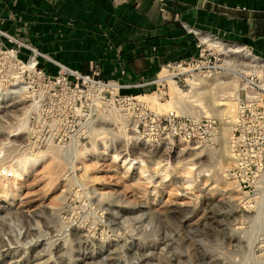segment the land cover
<instances>
[{
	"label": "rangeland",
	"instance_id": "rangeland-1",
	"mask_svg": "<svg viewBox=\"0 0 264 264\" xmlns=\"http://www.w3.org/2000/svg\"><path fill=\"white\" fill-rule=\"evenodd\" d=\"M7 39L0 32V264H264V202L240 205L228 172L231 112L261 65L254 52L207 40L227 69L172 61L133 93L160 112L216 117L214 143L146 140L135 130L136 103L133 115L98 103L80 138L40 142L54 118L71 122L85 100L41 79L28 68L33 52L15 57Z\"/></svg>",
	"mask_w": 264,
	"mask_h": 264
},
{
	"label": "crops",
	"instance_id": "crops-1",
	"mask_svg": "<svg viewBox=\"0 0 264 264\" xmlns=\"http://www.w3.org/2000/svg\"><path fill=\"white\" fill-rule=\"evenodd\" d=\"M164 2L0 0V30L47 54L48 72L59 60L131 84L123 93L149 87L168 62L194 55L199 39H220L213 35L264 57V0Z\"/></svg>",
	"mask_w": 264,
	"mask_h": 264
},
{
	"label": "built area",
	"instance_id": "built-area-1",
	"mask_svg": "<svg viewBox=\"0 0 264 264\" xmlns=\"http://www.w3.org/2000/svg\"><path fill=\"white\" fill-rule=\"evenodd\" d=\"M161 1L165 3L164 0ZM0 32L5 33L2 30ZM5 35L8 34L5 33ZM8 36L15 45L11 48V51L15 50V57L22 48L33 52L29 61L32 58L35 63L32 68L28 66L30 70L44 81L61 84L65 90L77 94L78 98L82 96L85 100L84 111L78 110L80 111L78 117L74 116L75 119L69 122L66 119L63 120L61 115L57 116L54 118L50 131L38 134L36 141L57 140L65 143L67 140L80 138L84 125L90 121L93 111L101 107L98 103L117 106L132 115L136 103L140 105V109L134 119L135 130L146 140L158 141L179 137L186 141L215 142L219 130L216 117L181 114L176 110L160 112L147 106L144 100L133 93L121 92L123 86L131 84L104 78L99 72L84 73L59 60H53L58 68L57 72L50 74L41 63L43 58L49 59L47 54L22 39ZM213 36L227 42L222 37ZM204 43L202 39H199L195 54L175 60L176 66L186 68L190 64L192 69L197 68L203 71L222 69V62L218 61L220 52L213 47L205 46ZM244 47L247 46L244 45ZM254 56L259 59L261 65L246 74L245 82L240 87L241 93L237 95L235 119L229 134L232 160L228 167V172L239 190L240 205L247 206L251 210H255L261 202H264V57L255 53ZM20 61L25 63L23 60ZM170 64L171 62H168L166 65ZM37 119L38 117L34 114L31 129L34 135L37 132Z\"/></svg>",
	"mask_w": 264,
	"mask_h": 264
},
{
	"label": "bare ground",
	"instance_id": "bare-ground-1",
	"mask_svg": "<svg viewBox=\"0 0 264 264\" xmlns=\"http://www.w3.org/2000/svg\"><path fill=\"white\" fill-rule=\"evenodd\" d=\"M203 42H206V41H203ZM207 44H208V42H206ZM216 44H218L219 45V43L218 42H216ZM211 47H213V48H216V47H214V46H211ZM217 49V48H216ZM228 50V52L229 51H232V49H229V48H227ZM237 49H238V47H237ZM222 53V52H221ZM31 62H30V67L32 66L33 67V65H34V63H35V60L34 59H32L31 58ZM178 67H181V66H178ZM224 68H226V67H224L223 66V68L222 69H213V70H211V71H217V72H220L221 70H223ZM227 69V68H226ZM225 70V69H224ZM168 76V75H167ZM164 77V79H165V77L166 76H163ZM167 79L168 78H171V77H166ZM163 79V78H162ZM170 80V79H169ZM173 81V80H172ZM171 83H173V82H171ZM174 87V86H173ZM173 89V88H172ZM143 96H146L145 94L143 95ZM142 96V97H143ZM236 105H237V99H236V102H235V106H234V109L232 110V112H231V116H232V120H233V122H234V119H235V111H236ZM170 107V103H160V110L162 109H168ZM95 115V110L93 111V115L91 116V119H90V121H88L84 126L85 127H87V125H89L90 124V122L93 120V116ZM233 126V125H232ZM34 158V157H33ZM70 159H71V165H72V167H74L75 166V163H74V159H72V154H70ZM36 162V160H32V162H30L31 164V166L32 165H34V163ZM71 167V168H72ZM262 203L263 202H261L260 204H259V206L258 207H260V205H262Z\"/></svg>",
	"mask_w": 264,
	"mask_h": 264
},
{
	"label": "water",
	"instance_id": "water-1",
	"mask_svg": "<svg viewBox=\"0 0 264 264\" xmlns=\"http://www.w3.org/2000/svg\"><path fill=\"white\" fill-rule=\"evenodd\" d=\"M228 42H232V41H229V40H227Z\"/></svg>",
	"mask_w": 264,
	"mask_h": 264
}]
</instances>
